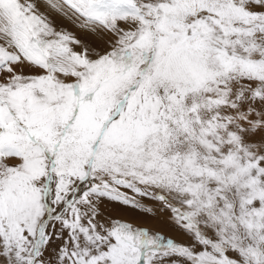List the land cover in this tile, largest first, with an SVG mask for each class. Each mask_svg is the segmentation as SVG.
Segmentation results:
<instances>
[{
    "label": "snow or ice",
    "instance_id": "6c2138e0",
    "mask_svg": "<svg viewBox=\"0 0 264 264\" xmlns=\"http://www.w3.org/2000/svg\"><path fill=\"white\" fill-rule=\"evenodd\" d=\"M0 264H264V0H0Z\"/></svg>",
    "mask_w": 264,
    "mask_h": 264
},
{
    "label": "bare ground",
    "instance_id": "6f19581e",
    "mask_svg": "<svg viewBox=\"0 0 264 264\" xmlns=\"http://www.w3.org/2000/svg\"><path fill=\"white\" fill-rule=\"evenodd\" d=\"M108 211L113 216L118 217V215H119V217L122 219H126V220H129L131 222L134 221V223L137 222V223H141V224H145V225L147 224L148 226H152L154 224H157L158 219H160L159 217L154 219V218H150L147 216H143L139 212L132 210V209H129V208H125L122 205H117L114 207L110 205ZM165 233L171 234V235L174 234V233H170L166 230H165Z\"/></svg>",
    "mask_w": 264,
    "mask_h": 264
},
{
    "label": "rangeland",
    "instance_id": "374dc122",
    "mask_svg": "<svg viewBox=\"0 0 264 264\" xmlns=\"http://www.w3.org/2000/svg\"><path fill=\"white\" fill-rule=\"evenodd\" d=\"M56 24H57V27L59 28L60 26H63V28L67 29L68 31L76 34V35H81V33L79 32V30L73 25V23L71 21H68V20H62V19H57L56 20ZM153 208L158 212L159 209H158V206L156 205H153ZM118 215V214H117ZM119 217V215H118ZM126 220V219H125ZM134 223V221H133ZM135 224L139 225V226H148L147 224H141V223H137L135 222ZM165 235H171V234H166ZM174 235V234H173Z\"/></svg>",
    "mask_w": 264,
    "mask_h": 264
}]
</instances>
